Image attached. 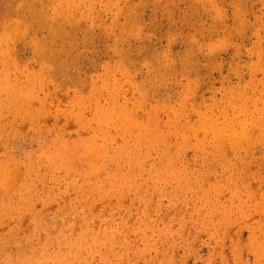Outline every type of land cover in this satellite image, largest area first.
I'll return each mask as SVG.
<instances>
[{
	"label": "rangeland",
	"instance_id": "1",
	"mask_svg": "<svg viewBox=\"0 0 264 264\" xmlns=\"http://www.w3.org/2000/svg\"><path fill=\"white\" fill-rule=\"evenodd\" d=\"M0 264H264V0H0Z\"/></svg>",
	"mask_w": 264,
	"mask_h": 264
},
{
	"label": "bare ground",
	"instance_id": "2",
	"mask_svg": "<svg viewBox=\"0 0 264 264\" xmlns=\"http://www.w3.org/2000/svg\"><path fill=\"white\" fill-rule=\"evenodd\" d=\"M63 64V63H62ZM260 68V67H259ZM8 71V70H7ZM254 78V77H253ZM181 105V104H180ZM235 123V122H234ZM219 132V131H218ZM222 132V131H221ZM198 134V133H197ZM229 134V133H228ZM200 135H201V133H200ZM237 138V137H236ZM221 143V142H220Z\"/></svg>",
	"mask_w": 264,
	"mask_h": 264
}]
</instances>
